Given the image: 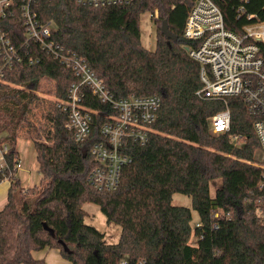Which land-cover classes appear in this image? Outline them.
Here are the masks:
<instances>
[{"label": "trees", "instance_id": "1", "mask_svg": "<svg viewBox=\"0 0 264 264\" xmlns=\"http://www.w3.org/2000/svg\"><path fill=\"white\" fill-rule=\"evenodd\" d=\"M214 1L233 30L248 22V15L264 20V0ZM193 3L134 0L95 7L37 0L38 15L54 23L53 38L85 57L116 97L156 94L162 104L147 142L126 139L132 161L118 188L98 191L88 176L96 165L90 148L101 138V117L95 116L91 139L81 143L67 129V113L58 106L76 80L73 71L45 53L39 64L8 68L0 86V147L8 146L0 176L11 185L0 210V264H46L34 255L44 248L59 249L72 264H119L123 257L132 264H264V166L255 160L260 143L254 117L241 97H229L230 130L211 132L210 116L226 105L197 94L200 65L183 35ZM240 5L245 11L238 18ZM155 10L156 47L148 49L140 21ZM0 29L18 42L24 32L21 15L0 18ZM44 75L55 80L58 100L37 128L33 108L39 105L36 90ZM85 103L100 111L107 108L91 92ZM24 128L42 175L41 183L25 193L16 175L17 142ZM236 134L243 137L240 143L232 139ZM217 178L221 185L211 195ZM176 192L192 198L200 219L195 227L192 208L173 203ZM87 203L96 204L107 224L119 228L116 242H108L102 230L87 222ZM217 209L220 215H215ZM192 234L196 244L190 243Z\"/></svg>", "mask_w": 264, "mask_h": 264}, {"label": "built area", "instance_id": "2", "mask_svg": "<svg viewBox=\"0 0 264 264\" xmlns=\"http://www.w3.org/2000/svg\"><path fill=\"white\" fill-rule=\"evenodd\" d=\"M89 6L126 5L134 0H73ZM247 1V0H245ZM37 0H0V18L21 15L23 36L13 42L8 31L0 29V86L6 82V71L18 63L39 64L43 54L70 68L76 76L65 98L58 106L67 113L66 127L75 140L86 142L93 135L95 116L101 117L100 139L94 140L90 153L96 160L88 180L98 191L118 188L124 167L132 161L126 139L144 144L150 137L162 104L159 95L128 94L116 97L85 57L53 38V21L43 20L37 13ZM238 8V18L244 15ZM151 17L158 16V10ZM248 22L239 30L226 25L225 15L214 0H194L188 13L183 35L191 43L186 46L190 56L200 65L202 86L198 96L222 100L226 107L210 116V130L215 134L231 128L229 97H241L254 117L253 129L260 143L264 161V20L248 15ZM87 92L107 105L97 110L85 103ZM240 143L243 137L233 135ZM2 148L0 171L5 167ZM21 166L20 159L16 169ZM217 215V214H215ZM119 264H132L123 257ZM136 264H143L142 261Z\"/></svg>", "mask_w": 264, "mask_h": 264}, {"label": "rangeland", "instance_id": "3", "mask_svg": "<svg viewBox=\"0 0 264 264\" xmlns=\"http://www.w3.org/2000/svg\"><path fill=\"white\" fill-rule=\"evenodd\" d=\"M140 26L142 31V44L148 49H155L157 41V26L148 13L142 15ZM55 89L56 82L52 77L48 75H44L41 77L39 86L36 90L38 96L40 97V102L38 101L39 105H36L33 108L35 112V116H33V118L35 119L34 124H36L37 128H39L42 123H45L46 120L44 118V115L51 103L58 100L56 97ZM27 132L28 131L26 128L22 129L18 138V147L21 151L25 165L24 174L26 176L24 178V182L29 184L26 185L21 181V186L24 189L23 193L27 192L29 189H32L34 186L39 185L42 180V175L39 173L38 168L36 167V163H38L36 157V148L33 140L28 137ZM255 160L257 164L264 166V161L262 160V152L259 149H256L255 151ZM221 182V178L214 179L211 182V195L215 194V190L218 186L221 185ZM172 201L174 204L184 205L192 208V225L193 227H195L200 219L197 210L193 209L192 207V198L187 194L176 192L173 194ZM84 208L88 213L87 222L95 225L98 229L102 230L105 234V239L108 242H116L119 238V228L107 224L105 215L101 212L100 208L96 204L87 203L84 205ZM221 213L222 211L219 209L215 211V214L217 215H220ZM190 243H197V237L193 234L190 238ZM45 252L48 253V264H71V261L62 257V255L56 249L45 248L40 252H36L35 255L39 257L42 256V254Z\"/></svg>", "mask_w": 264, "mask_h": 264}, {"label": "crops", "instance_id": "4", "mask_svg": "<svg viewBox=\"0 0 264 264\" xmlns=\"http://www.w3.org/2000/svg\"><path fill=\"white\" fill-rule=\"evenodd\" d=\"M17 148L19 150V153H20V161H21V166L18 168L17 170V173L16 175L20 178V180L22 182H24V178H25V165H24V161H23V158H22V154H21V151L18 147V142H17ZM2 156V148L0 147V157ZM36 167L38 168V163H36ZM24 184L26 185H29L28 183L24 182ZM10 185H11V180L7 177H1L0 176V210L6 205L7 201H8V193H9V189H10ZM45 249V248H44ZM42 249V250H44ZM52 249H56V248H52ZM42 250H38V251H35L34 252V255L36 252H40ZM59 251V249H56ZM60 253V251H59ZM61 254V253H60ZM36 258H39V259H44L46 264H48V260H47V257H48V253H43L42 256H39L37 257L35 255ZM63 257V256H62ZM72 264V263H71Z\"/></svg>", "mask_w": 264, "mask_h": 264}, {"label": "water", "instance_id": "5", "mask_svg": "<svg viewBox=\"0 0 264 264\" xmlns=\"http://www.w3.org/2000/svg\"><path fill=\"white\" fill-rule=\"evenodd\" d=\"M164 30L167 33L168 36H171V34L168 32L167 27L164 26ZM45 229L48 230L51 234H54V230L50 228L49 226L45 225Z\"/></svg>", "mask_w": 264, "mask_h": 264}]
</instances>
